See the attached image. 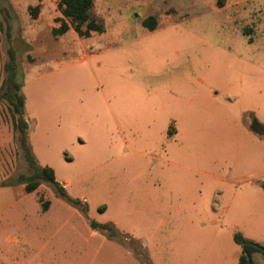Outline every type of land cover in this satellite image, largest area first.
I'll return each instance as SVG.
<instances>
[{
	"label": "rangeland",
	"instance_id": "rangeland-1",
	"mask_svg": "<svg viewBox=\"0 0 264 264\" xmlns=\"http://www.w3.org/2000/svg\"><path fill=\"white\" fill-rule=\"evenodd\" d=\"M92 14L104 31L79 42L53 33L59 0H0V184L22 198L0 217V264H238L236 233L264 246V136L250 129L264 123V0H94ZM10 49L27 144L74 201L26 189L1 96Z\"/></svg>",
	"mask_w": 264,
	"mask_h": 264
},
{
	"label": "trees",
	"instance_id": "trees-1",
	"mask_svg": "<svg viewBox=\"0 0 264 264\" xmlns=\"http://www.w3.org/2000/svg\"><path fill=\"white\" fill-rule=\"evenodd\" d=\"M219 4H221L219 2ZM94 5V0H59V6L61 12L65 18L62 20V24L53 29V33L61 35L69 30V22L75 26V29L80 34L88 35L91 30H104L103 24L92 14V8ZM39 6L31 7V15L36 18L39 14ZM154 16H150L143 21V24L149 29H154L156 24L154 23ZM151 22V23H150ZM150 23V24H149ZM150 25V26H149ZM85 26L86 29L82 30L81 27ZM9 61L6 63L5 68L7 71V76L5 79V90L2 92L1 96L5 98L10 106L13 114V119L15 123V128L21 133V146L24 150V157L29 163L30 167L33 170V173L27 177L26 189L28 192L36 190L41 181L49 182L53 184L58 192L67 200H71L69 194L65 191L61 183L56 179L54 171L47 166H39L31 153V150L27 144L26 133L28 130V121L25 118V100L21 94V84L17 81V57L16 52L13 49L9 50ZM250 129L255 133L264 136V123L261 122L258 118L254 117L250 122ZM10 183V182H9ZM9 183H1V186H8ZM42 202V198H40ZM74 201V199H73ZM50 202L47 200L42 203L44 210L48 209ZM92 224L95 227L100 229H107L112 231V235L115 234L114 226L109 224H98L92 221ZM234 240L237 244L241 245L242 251L239 255L238 264H249L246 252L251 258V264L253 263L252 256L256 252H261L264 254V246L246 238L241 233H236L234 235ZM244 245V247H243Z\"/></svg>",
	"mask_w": 264,
	"mask_h": 264
},
{
	"label": "crops",
	"instance_id": "crops-1",
	"mask_svg": "<svg viewBox=\"0 0 264 264\" xmlns=\"http://www.w3.org/2000/svg\"><path fill=\"white\" fill-rule=\"evenodd\" d=\"M248 2L249 1H255V0H247ZM256 2H259V0H256ZM94 6V5H93ZM93 9V8H92ZM40 12V11H39ZM40 15V13L37 15V17ZM36 17V18H37ZM98 20H99V18H97ZM68 21V20H67ZM101 23H102V21L101 20H99ZM62 24V21L60 22V24L58 25V26H54L53 27V29L54 28H57V27H59L60 25ZM103 24V23H102ZM81 29L82 30H85L86 29V27L85 26H82L81 27ZM149 29V28H148ZM150 31V33L151 32H154V31H156V30H158V23H157V26L154 28V29H149ZM104 30H102V31H98V30H91L90 31V34H88V35H85V34H80L76 29H75V26H73L71 23H70V21H69V30L68 31H66L64 34H63V36H68L69 35V39H77L78 38V41L79 42H81V38H82V36H84V37H89V38H91V37H94V36H96V34L97 33H102ZM62 35V34H61ZM114 36V38H116L117 37V35H113ZM75 37H77V38H75ZM116 40V39H115ZM102 41H104V38H102V39H100V40H98V41H95V44H96V46H97V44L98 43H101ZM116 42H118V40H116ZM103 50V49H102ZM93 51H96V48H94L93 47ZM103 51H105V49L103 50ZM70 53H74V51L73 50H71V52ZM110 111L111 112H113V110H112V108H110ZM57 179V178H56ZM58 180V179H57ZM59 181V180H58ZM11 187L10 186H1L0 185V217L1 216H3L7 211H9V209L11 208V207H13V206H15V205H17V203H19L21 200H22V198H18L17 196H13V194H12V192H11ZM49 209H50V204H49V206H48V209H46V210H44L43 209V207H42V209H41V211L42 212H48L49 211ZM19 241H20V239H19V237H14V242L16 243V244H18L19 243ZM238 259H239V256H238ZM253 263H254V261H253ZM255 264V263H254Z\"/></svg>",
	"mask_w": 264,
	"mask_h": 264
},
{
	"label": "water",
	"instance_id": "water-1",
	"mask_svg": "<svg viewBox=\"0 0 264 264\" xmlns=\"http://www.w3.org/2000/svg\"><path fill=\"white\" fill-rule=\"evenodd\" d=\"M243 247H244V245H243ZM246 255H247V259H248L249 264H251V258L247 252H246Z\"/></svg>",
	"mask_w": 264,
	"mask_h": 264
}]
</instances>
